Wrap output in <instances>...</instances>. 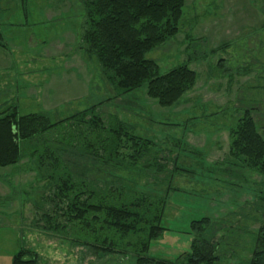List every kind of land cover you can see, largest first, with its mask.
Listing matches in <instances>:
<instances>
[{
    "label": "rangeland",
    "instance_id": "rangeland-1",
    "mask_svg": "<svg viewBox=\"0 0 264 264\" xmlns=\"http://www.w3.org/2000/svg\"><path fill=\"white\" fill-rule=\"evenodd\" d=\"M261 6L262 0H185L177 34L146 57L159 73L188 62L197 78L176 105L162 107L144 86L112 98L115 91L96 58L80 48L82 0H0L6 44L0 47V111L14 105L19 115L44 112L58 121L97 104L104 118L129 123L154 142L148 167L75 158L74 169L85 168L100 185L164 199V229L151 239L149 256L185 264L191 221L209 217L217 264H246L254 232L264 223V176L230 157L229 131L252 108L264 136ZM131 151L128 143L121 149ZM27 160L16 166L9 192L0 168V264H11L21 245L37 253L38 264H137L133 251L95 252L44 230L42 213L54 211L46 198L50 185Z\"/></svg>",
    "mask_w": 264,
    "mask_h": 264
},
{
    "label": "trees",
    "instance_id": "trees-1",
    "mask_svg": "<svg viewBox=\"0 0 264 264\" xmlns=\"http://www.w3.org/2000/svg\"><path fill=\"white\" fill-rule=\"evenodd\" d=\"M184 4L185 0H82L80 48L87 57L96 58L113 86L112 98L144 86L146 96L170 107L193 88L197 74L188 62L159 73L156 61L146 57L177 34ZM261 10L264 13V0ZM0 47L6 48L1 29ZM97 107L91 105L58 121H51L44 112L19 115L16 106L4 107L0 111V168L16 167L27 158L50 185L46 198L54 211L42 213L44 230L67 235L95 252L133 251L137 264H178L147 254L151 239L164 229L160 224L164 199L106 182L100 185L86 176L85 168L74 169L75 158L128 169L148 167L154 142L136 135L116 115L104 118ZM251 110L246 108L229 131V155L264 176V136ZM125 143L132 150L126 155L121 152ZM150 207L153 212L148 214ZM211 227L209 217L191 221L193 239L184 255L185 264L218 263V244L212 240ZM252 238L246 264H264V223ZM11 264H38V255L21 245Z\"/></svg>",
    "mask_w": 264,
    "mask_h": 264
},
{
    "label": "crops",
    "instance_id": "crops-1",
    "mask_svg": "<svg viewBox=\"0 0 264 264\" xmlns=\"http://www.w3.org/2000/svg\"><path fill=\"white\" fill-rule=\"evenodd\" d=\"M2 169H5L3 174L6 177V181H5L6 183L4 186L6 187L7 192H9L11 190L10 188L12 187V183L14 184V178L13 177L15 176V172L19 174V170H18V168L14 167V166L13 167H5Z\"/></svg>",
    "mask_w": 264,
    "mask_h": 264
}]
</instances>
